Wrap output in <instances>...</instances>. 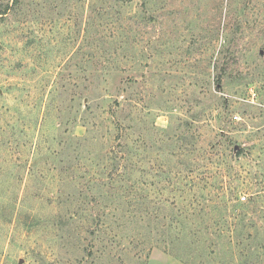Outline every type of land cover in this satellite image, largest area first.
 <instances>
[{
  "label": "rangeland",
  "instance_id": "obj_1",
  "mask_svg": "<svg viewBox=\"0 0 264 264\" xmlns=\"http://www.w3.org/2000/svg\"><path fill=\"white\" fill-rule=\"evenodd\" d=\"M0 264H264V0H0Z\"/></svg>",
  "mask_w": 264,
  "mask_h": 264
},
{
  "label": "trees",
  "instance_id": "obj_2",
  "mask_svg": "<svg viewBox=\"0 0 264 264\" xmlns=\"http://www.w3.org/2000/svg\"><path fill=\"white\" fill-rule=\"evenodd\" d=\"M235 150H237V148L235 147ZM236 153H237V155L240 157V155L243 153V150L241 149V150H237L236 151ZM225 178H226V175L224 176ZM224 178V179H225ZM209 179H210V177L209 178H207V181L209 182V185H211L212 187H213V189L218 193V195L217 196H219L223 191H224V188L226 187V186H224V185H222L221 183L219 184H214V183H210V181H209ZM229 184H227V186H228ZM230 186V185H229ZM232 193H233V195H235V192H233L232 191ZM239 199V198H238ZM240 202V201H239ZM241 214H244V213H241ZM243 216H245V215H243Z\"/></svg>",
  "mask_w": 264,
  "mask_h": 264
},
{
  "label": "built area",
  "instance_id": "obj_3",
  "mask_svg": "<svg viewBox=\"0 0 264 264\" xmlns=\"http://www.w3.org/2000/svg\"><path fill=\"white\" fill-rule=\"evenodd\" d=\"M244 198H246V196H245V197H243V199H244Z\"/></svg>",
  "mask_w": 264,
  "mask_h": 264
},
{
  "label": "water",
  "instance_id": "obj_4",
  "mask_svg": "<svg viewBox=\"0 0 264 264\" xmlns=\"http://www.w3.org/2000/svg\"><path fill=\"white\" fill-rule=\"evenodd\" d=\"M236 148H238V147H236Z\"/></svg>",
  "mask_w": 264,
  "mask_h": 264
}]
</instances>
